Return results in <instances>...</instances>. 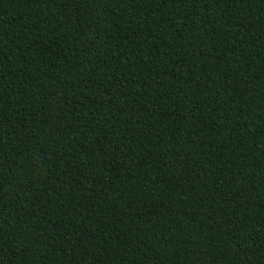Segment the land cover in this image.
I'll use <instances>...</instances> for the list:
<instances>
[{"label": "trees", "instance_id": "16d2710c", "mask_svg": "<svg viewBox=\"0 0 264 264\" xmlns=\"http://www.w3.org/2000/svg\"><path fill=\"white\" fill-rule=\"evenodd\" d=\"M0 264H264V0H0Z\"/></svg>", "mask_w": 264, "mask_h": 264}]
</instances>
